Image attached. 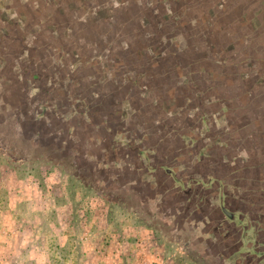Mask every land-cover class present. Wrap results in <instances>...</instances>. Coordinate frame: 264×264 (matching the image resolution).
Instances as JSON below:
<instances>
[{
	"label": "rangeland",
	"instance_id": "obj_1",
	"mask_svg": "<svg viewBox=\"0 0 264 264\" xmlns=\"http://www.w3.org/2000/svg\"><path fill=\"white\" fill-rule=\"evenodd\" d=\"M59 1L8 0L20 23L1 24L24 41L0 43V264H264V0ZM239 31L260 52L242 82L241 46L203 61ZM201 113L226 130L204 163L250 233L192 168ZM237 166L254 187L233 188Z\"/></svg>",
	"mask_w": 264,
	"mask_h": 264
},
{
	"label": "flooded vegetation",
	"instance_id": "obj_2",
	"mask_svg": "<svg viewBox=\"0 0 264 264\" xmlns=\"http://www.w3.org/2000/svg\"><path fill=\"white\" fill-rule=\"evenodd\" d=\"M13 1H20V2L26 3V4H22L21 6H23V8L28 13H29V11H31L29 5L27 4L28 0H11V3H13ZM49 2H50V0H49ZM52 2H54L55 4L56 3H59V4L61 3L59 0H52ZM18 12H23V11L19 10L18 8H16V4L15 5H13V4L10 5V4H8V0H0V43H2L4 40H7V41L15 40L16 42L18 41V43H23L24 40H22V38H12V37L7 36L6 31H4V28L1 25L2 23L11 24L12 20H14L13 24H15V25L20 23V21L18 20L19 19V13ZM254 18H255V16H252L249 19V26L253 30L255 28V26L253 25V24H255L253 22ZM21 19H23V18L21 17ZM241 27H244V25L241 26ZM48 29H50V28H48ZM254 33H256V30H254ZM241 35H242L241 31L237 32L236 33L235 42H231L228 46L226 45L223 48L221 47L219 49H215V47L211 46V48H210V50L212 51L211 55H213L214 52H217V54H214L215 57L217 56V59H215L214 56H213V58H210L211 55L209 53V42L208 41H204L202 43L203 46L205 47V50H206L203 53V59H204L203 61L210 62V64H213V65H214V62H216L218 65L221 66V70L226 68L225 65H224L225 64V59L226 58H228L229 60L232 59V58L235 59V57H237V54H238L237 51H236V48H238V46H241L242 53H240L239 55H241L240 56L241 59L244 60L243 64L246 66V72L243 74L244 76L243 75L239 76V79H240L239 81L240 82L243 81V77L245 79V78H248L249 76H254L255 74H258L255 65L257 64V61H259L258 57L256 58V55H259V53H260V52H258L256 50V47L253 48V40L249 41V39H250L249 37H246L244 35L241 36ZM263 58H264V53H263ZM208 67L210 68V66H208ZM209 68L207 70L200 71L201 69H205V68L200 67L199 71H200V73H207V76H209V78H210L211 70ZM228 79H231L230 75L228 76ZM217 82H218V79L215 78V80H213V82L211 84L216 86ZM225 86H226V84H225ZM238 93H237L238 96L236 97V98H238V101H239L238 102V109L242 110V107H243V99H242V97H243V95H246V94H244V93L241 94L240 92H238ZM209 105L214 107V106H216V103L209 104ZM221 106H223V104ZM224 107H227V105H224ZM219 113L224 115L225 114V110L224 109L223 110H219ZM207 118H209V116ZM207 118H206L205 114L201 113V116L198 117V120H195L196 124H197V129L194 128V127L190 128V131H192L193 128L196 131L193 132L192 134H191V132L189 133V137H191V139H190L189 142L186 143L187 144V148H188V149H186L187 150L186 153H188L190 151L193 152V151H198L199 150V160H198V162L202 161L201 162L202 164L201 165L198 164L196 166L193 165L192 168L196 169L197 171L206 173V174L203 175L205 180H203L202 183H201V181H199L200 185H205V189L209 190L208 196L212 197L219 204V206L221 208V211L224 214V216H226L229 220H231L232 222H234L236 224L239 223L242 226L244 234L245 233H250V231L252 229V225H251V222L249 220L247 221V220L240 219L239 216L241 217V215L238 216L237 213H231V212H228V210H226V201H225V199L227 198V191H228L227 188L228 189L232 188V186L228 185L226 182H224L225 181L224 179H223V182H222L221 181V179L223 178L222 176H220L219 174H218L219 176L214 174L215 172L220 171V169H222V168L221 167L210 168L211 165L207 166L206 163H204V161L207 160L205 158L206 154H208V152H210L209 145H211V143H212L211 142L212 140L209 139L211 131L215 130L214 132H216V134L214 135V139H213L214 142H216V141L219 142L222 135L223 136L225 135V137H227L225 129H224V134L219 132V128L220 127L217 126V124L219 122L217 120H219V118L216 119L213 122H211L212 120H207ZM228 121L229 120L225 121V124ZM238 122L237 121L235 122V125H236L235 129H237L238 132H236V134H234V135L239 138L242 135V132H240L241 125ZM211 123L213 124V126H212L213 128L210 127ZM237 126H239V129L237 128ZM229 137L226 138V139H228V141L231 140V138H229ZM242 138H243V140H249V139L251 140L252 139L250 135H244ZM260 146L263 147L264 144L261 143L259 145V148H260ZM251 151H254V149L251 150ZM239 159H241L240 161L242 162L243 159L241 157ZM249 168H253V167L250 166ZM249 168L246 167L245 169H242V166H237L236 168L235 167L233 168V172H235V174L240 172L239 175H235V177L232 178L234 180L231 183H232L233 186H235L233 188H236V187L239 188L238 184H241V188L240 189H242L243 186H245L246 188H252V187H254V185H256V184H253L255 182V180H252L251 178H252V175L254 173H256L257 171L254 170V169H249ZM243 170H245L247 174H245L243 172ZM249 174H251V177L248 176ZM235 179H237V181ZM243 181H245L246 185H244V183H241ZM243 221H245V222H243ZM244 242H247V241L244 240ZM239 251H241V250H238V252ZM256 258L258 259V261H256V262H260V261L263 260L264 255L258 256ZM247 261H246V264H253L255 262V261L254 262L253 261L252 262H250V261L247 262Z\"/></svg>",
	"mask_w": 264,
	"mask_h": 264
}]
</instances>
